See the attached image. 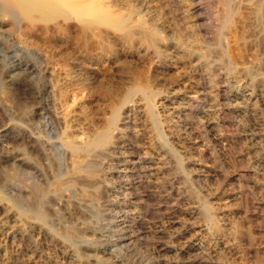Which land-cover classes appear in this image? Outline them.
<instances>
[{"label":"rangeland","instance_id":"rangeland-1","mask_svg":"<svg viewBox=\"0 0 264 264\" xmlns=\"http://www.w3.org/2000/svg\"><path fill=\"white\" fill-rule=\"evenodd\" d=\"M34 1L35 5L36 2L41 6L45 5L46 12L45 8L40 10L42 13L39 10L37 12V9L36 11L31 9L30 11L33 12L31 14L26 9H24L25 12L21 11L22 9L11 12L5 0H0V150L2 151H0V166L8 170L15 165L19 172L14 185H5L0 170V220H2L0 224V264H15L17 260L26 259L30 251L37 254L28 262L29 264L31 262V264H96L97 261L88 256L91 249L96 250L100 254H97L98 257L103 258L106 264H165L170 261L174 263L176 259L178 262L183 261L182 264H195V262L196 264H264V106L259 97L254 94V97L247 100L229 99L223 102L217 101L213 94L212 96L207 95L200 102L197 112L191 116H194L193 120L190 115L181 112V106L186 96L194 94L202 86L200 71L195 67V59L188 60L179 55H171L169 66L163 65L159 69L154 67L151 70L142 60L114 39L110 41L111 56L109 58L104 50H101L103 48L97 46V38L87 26L88 23H94L96 26L100 24V26L111 29V25L128 11V7L137 4L136 0H115V3L114 0H111L112 2L109 0ZM116 3L120 5L119 8ZM123 3L124 9L120 8ZM204 4H206L204 5L206 11L202 17H204V23L205 21L207 23L204 24L206 27L203 25L205 34L207 30L213 29L216 22L215 17L219 15L220 8L216 0H207ZM107 6H109L108 9ZM154 9L153 16L157 25L164 26L163 28L171 35L177 34L175 36H178V30L172 26L169 15L163 14L156 7ZM47 11L48 16H46ZM43 13L46 14L43 15ZM210 15L212 16L209 19ZM105 20L108 24L104 23ZM237 20L238 17H235L234 25L231 26L236 28ZM191 32V43L192 39L198 38L199 47L204 49L213 47V44L202 37L197 29L194 28ZM58 34L64 37L61 39ZM230 41L225 42V47L236 55V49ZM193 46L195 47V44ZM21 60L33 64L35 68L37 67L36 71L16 69L15 64ZM143 77L145 80L142 81ZM241 79L239 81L232 76L227 78L224 86L227 87L228 94H235L238 90L240 91L241 85L250 84V81L244 83ZM144 81L152 87L150 96H144L139 92L129 93L135 84ZM23 82L30 84V89L26 92L23 89ZM249 86L253 91L255 90L253 85ZM254 93L258 92L255 90ZM115 111L120 119L127 115L128 122L124 127L112 128L111 140L125 141L123 145L121 143L118 145L116 154L101 157L105 163L100 171L106 168L103 170L104 173L99 172L100 176L106 178L103 184L95 188L88 187V185L65 187L60 200L55 204L49 199L48 192L51 194L57 182L65 184L68 177L74 174L73 169H70L72 168L70 167L71 159L67 157L74 156L73 158H77L75 160L78 161L85 157L83 152L74 153L73 156L67 154L62 142L75 141L80 137L83 141L92 139L100 132L99 129L104 130L108 126ZM62 116L66 117L62 118ZM258 116L260 119L257 118ZM190 121L197 123L196 126H191ZM7 124L8 126L14 124L26 127L25 129H28L31 135L39 138L43 146L44 157L36 150L28 149L24 142L13 143L9 137H6L3 128ZM216 133H222L234 141L237 140L238 145L235 144L233 147L224 145L225 141L219 140ZM7 146L13 149L10 154L12 157L9 159L5 158L6 153L2 149ZM22 147L39 162L44 172L43 176L17 161L19 159L17 150ZM167 147L176 151V155L173 158L170 157L172 162L169 161V163L166 157ZM131 153L144 160L142 159L139 166L133 165L128 172L126 167L130 165L128 162ZM142 153L148 154L143 155ZM176 163L180 167L182 165L181 171H174ZM172 170L177 172V175ZM244 173L247 174L244 175ZM66 175L69 176L66 177ZM157 175L158 177H155ZM163 184H166L164 189ZM239 191H242L243 195ZM93 196L95 198L97 196L96 201ZM82 199L89 200L86 202L87 205L79 204L83 202ZM5 211L8 215L7 212L3 213ZM40 211L44 213V218L40 217ZM17 221H20V224ZM25 231H28L27 234ZM72 234L74 236L71 237ZM127 236H130V239ZM197 241L201 243L203 252L201 251L195 257L191 249L193 243ZM104 262L101 264H105Z\"/></svg>","mask_w":264,"mask_h":264},{"label":"bare ground","instance_id":"bare-ground-1","mask_svg":"<svg viewBox=\"0 0 264 264\" xmlns=\"http://www.w3.org/2000/svg\"><path fill=\"white\" fill-rule=\"evenodd\" d=\"M2 1V0H1ZM39 2L41 0H38ZM108 1V0H107ZM111 1V0H109ZM120 1V0H119ZM135 1V0H134ZM205 1L207 0H136L137 4L135 6V4L131 7H126L128 9V11L124 14H122V16H120L118 18V20L111 25V29L108 27H103L100 26H96L94 25V23H86L87 26L90 27V30L93 31L94 35L97 38L96 44L98 47H101L105 52V55L107 57L110 58L111 56V50H110V41L111 39H114L115 41L119 42L120 45L122 44L123 46H125L133 55L137 56V58L139 60H142L147 66H149V68L153 69L155 68H160L163 65H168L169 66V60H171L170 56L171 55H179L180 57H183L185 59L191 60V59H195L194 61H196V66L197 69L200 71V76L202 79V86L201 88L196 91L194 94L192 95H188L185 98V101L183 102V105L181 106V112H185L186 115H190V117L192 115H194L197 111V108L199 107V104L201 101H203L202 99L206 98L207 95H211L213 94V96H215L217 101H223L225 102L226 100L229 99H243V100H247L250 99L251 97H254V94L256 96L259 97L260 101L263 102V106H264V0H216L217 1V6H219L218 8H220V13L219 15H217V17H215V25L214 27H210L212 30L210 31H206V33L204 34L203 30V25L206 23H204V17L203 13L205 10V6L206 4ZM210 1V0H208ZM6 2V6L8 7L9 11L13 12L15 10H21L23 12H25L24 9H26L27 11L31 13L30 10L33 9H37V12L39 10L40 13H42L40 10H42L43 8H45L44 6H41V4H39L38 2H36L35 5V1L34 0H5ZM44 2V0H43ZM43 2L42 5H43ZM112 2V1H111ZM128 2V1H127ZM213 2V1H212ZM210 2V3H212ZM38 3V4H37ZM110 3V2H108ZM115 3V0H114ZM119 3V2H118ZM125 3V2H124ZM124 3L122 5L123 8L124 7ZM131 3V2H130ZM3 4L4 1H3ZM46 4V3H45ZM117 4V3H116ZM110 5V4H109ZM118 5V4H117ZM130 5V4H129ZM211 5V4H210ZM120 5H118L117 7L119 8ZM127 6V5H126ZM208 6V5H207ZM216 6V7H217ZM109 6H107L108 9ZM115 7V6H113ZM154 7L158 8L160 10V12H162L163 14L166 13L167 15H169V20L172 23V26L175 27L178 30L179 35L175 36L177 34H175L173 36V34L171 35L170 32L168 33L167 30L163 27H159L156 23V20L154 18V14L153 11L155 10ZM214 7V6H213ZM125 8V9H126ZM124 9V8H123ZM46 12V8L44 9ZM217 10V9H215ZM20 11V12H21ZM36 11V10H35ZM112 11V10H111ZM116 11V9L114 10ZM108 12V11H107ZM110 12V11H109ZM159 13V11H157ZM208 12V11H207ZM211 12V11H210ZM28 13V12H27ZM35 13V12H34ZM111 13V12H110ZM115 13V12H114ZM206 13V12H205ZM217 13V12H216ZM14 14V13H13ZM46 14V13H45ZM43 13V15H45ZM120 14V13H119ZM156 14V12H155ZM160 14V13H159ZM165 14V15H166ZM210 14V13H209ZM42 15V16H43ZM48 11L46 16H48ZM107 15V14H106ZM216 15V14H215ZM32 16V15H29ZM208 16V15H207ZM212 15H210V17H208L209 19L211 18ZM214 16V15H213ZM110 17V16H109ZM158 17V15H157ZM156 17V19H157ZM235 17H238V26L235 28L231 25H234L233 20L235 19ZM47 18V17H46ZM50 18V17H49ZM48 18V19H49ZM108 18V17H106ZM162 18V17H161ZM160 18V19H161ZM45 19V18H44ZM47 19V21H48ZM111 19V18H110ZM109 19V21H110ZM116 19V17H115ZM166 19V18H165ZM213 19V18H212ZM211 19V20H212ZM158 20V19H157ZM206 20V19H205ZM108 21V22H109ZM115 21V20H114ZM159 21V20H158ZM157 21V22H158ZM208 21V20H207ZM210 21V20H209ZM91 22V21H90ZM107 20H105V24ZM112 22V19H111ZM110 22V23H111ZM166 22H169L166 20ZM233 22V24H232ZM98 23V22H97ZM109 23V24H110ZM113 23V22H112ZM111 23V24H112ZM189 23V24H187ZM211 23V22H209ZM208 23V24H209ZM166 24V23H165ZM207 24V23H206ZM205 24V25H206ZM164 25V24H163ZM171 25V24H170ZM204 25V26H205ZM211 25V24H210ZM236 25V24H235ZM86 26V27H87ZM107 26V25H106ZM161 26V24H160ZM169 26V25H168ZM208 26V25H207ZM206 27V26H205ZM233 27V28H232ZM167 28V27H166ZM195 28V30L197 29L199 31V34L206 38L210 44H213L212 48H201L200 46V40L197 39H192V43H191V31ZM56 29V28H55ZM171 29V28H170ZM174 29V28H173ZM51 30V29H50ZM88 30V29H87ZM175 30V29H174ZM191 30V31H190ZM55 31V30H54ZM173 31V30H171ZM89 33V31H87ZM175 32V31H174ZM196 32V31H195ZM193 32V33H195ZM47 33V32H46ZM177 33V31H176ZM53 34V33H52ZM51 34V35H52ZM91 34V32L89 33ZM197 34V33H196ZM196 34H194L195 38H196ZM92 35V34H91ZM198 35V34H197ZM59 38H63L64 36L61 34H58ZM230 41L231 43H233L232 45H234L235 49H236V55H234L230 50L227 49V47H225V42L226 41ZM52 43V42H51ZM195 44V47L193 46ZM193 44V45H192ZM207 44V43H205ZM199 45V46H198ZM95 46V45H94ZM202 46V44H201ZM205 47V46H204ZM113 49V48H112ZM230 49V48H229ZM126 50V49H125ZM254 52L252 55L251 53ZM235 52V51H234ZM251 52V53H250ZM114 53V52H113ZM104 55V54H103ZM178 57V56H177ZM180 59V58H178ZM111 60V59H110ZM117 62V61H116ZM177 62V61H176ZM192 62V61H191ZM190 63V62H188ZM177 64V63H176ZM178 65V64H177ZM184 65V64H183ZM191 66V64H189ZM144 66V65H143ZM176 66V65H175ZM16 69H28L32 72L36 71V68L33 64L29 63V62H24V61H17V63L15 64ZM178 67V66H177ZM182 67V66H181ZM142 68V67H141ZM164 68V67H163ZM190 68V67H189ZM151 69V70H152ZM164 70V69H163ZM181 70V69H180ZM146 71H149L146 69ZM176 71V69H175ZM192 71V69H191ZM131 72V71H130ZM150 72V71H149ZM174 72V71H173ZM179 72V71H178ZM135 73V72H134ZM140 73V72H139ZM125 74V73H124ZM154 74V73H153ZM196 74V73H195ZM136 75V73H135ZM141 75V74H140ZM145 75V74H144ZM243 75V76H242ZM78 76V75H77ZM152 76V75H151ZM197 76V75H196ZM232 76L233 78L235 77L236 79H241V81L243 80L244 83H246L245 81H250V84L253 85L255 87V90L258 93H254L253 89L250 88V84H244L241 85L240 91L238 90L237 93L235 94H228V91L225 88V81H227V78ZM135 77V76H134ZM149 77V76H148ZM147 77V78H148ZM176 77V76H175ZM198 77V76H197ZM196 77V78H197ZM136 78V77H135ZM155 78V77H154ZM158 78V77H157ZM138 79V76H137ZM25 80V79H24ZM145 80L144 77L142 79V81ZM147 80V79H146ZM149 80V78H148ZM148 80L146 82H148ZM160 80V79H159ZM199 80V78H198ZM23 81V80H22ZM139 81V80H138ZM177 81V80H176ZM198 82V81H197ZM229 83V82H228ZM236 83V82H235ZM242 83V82H241ZM248 83V82H247ZM197 84V83H196ZM200 84V83H199ZM243 84V83H242ZM18 85V83H17ZM23 89L24 91H28L30 89V84L28 82H23ZM152 85V84H151ZM150 85V86H151ZM227 85V83H226ZM229 85V84H228ZM235 85V84H234ZM19 86V85H18ZM134 86V85H133ZM197 86V85H196ZM132 87V86H131ZM195 87V86H194ZM235 87V86H234ZM252 87V86H251ZM34 88V86H33ZM150 88L148 86V83L145 84V81L142 83H138L137 85L135 84L134 87L131 88L130 90V94L133 93H142L144 96L147 95H151L150 92ZM231 88V87H230ZM22 89V90H23ZM36 90V89H35ZM194 91V90H193ZM235 91V90H234ZM185 92V91H184ZM34 93V92H33ZM128 93V92H127ZM153 93L156 94V92L153 90ZM189 93V92H187ZM191 93V92H190ZM234 93V92H233ZM26 94V93H25ZM30 94V93H29ZM158 94V93H157ZM127 95V94H126ZM176 95V94H175ZM178 95V94H177ZM185 95V94H184ZM10 96V95H9ZM25 96V95H24ZM27 96V95H26ZM132 98V97H131ZM142 98V97H141ZM150 98V97H149ZM148 98V99H149ZM182 98V97H181ZM214 98V97H213ZM33 99V98H32ZM147 99V98H145ZM140 100V99H139ZM212 100V99H211ZM31 101V100H30ZM215 101V102H217ZM258 101V100H257ZM210 102V100H209ZM214 102V101H212ZM236 102V101H235ZM240 102V101H239ZM245 102V101H244ZM254 102H256L254 100ZM76 103V102H75ZM150 104V103H149ZM171 104V103H169ZM176 105V103H174ZM256 104V103H255ZM23 105V104H21ZM121 105V104H120ZM119 105V106H120ZM179 105V104H178ZM211 105V104H210ZM209 105V106H210ZM230 105V104H229ZM233 105V103H232ZM231 105V106H232ZM247 105V104H246ZM253 105V104H252ZM8 106V105H7ZM25 106V105H24ZM28 106V105H27ZM30 106V105H29ZM72 106V105H71ZM118 106V107H119ZM149 106V105H148ZM216 106V105H215ZM218 106V105H217ZM220 106V105H219ZM234 106V105H233ZM240 106V104L238 105ZM244 106V105H243ZM260 106V105H259ZM131 107V106H130ZM207 107V106H206ZM205 107V108H206ZM221 107V106H220ZM208 108V107H207ZM237 108V107H236ZM235 108V109H236ZM245 108V107H244ZM264 108V107H263ZM36 109V108H35ZM123 109V107H122ZM129 109V108H128ZM134 109V108H133ZM179 109V108H178ZM214 109V108H213ZM217 109V108H216ZM250 109V108H249ZM247 109V110H249ZM39 110V109H38ZM118 110V109H117ZM116 110V111H117ZM211 110V109H210ZM219 110V108H218ZM232 110V109H231ZM246 110V109H245ZM246 110V111H247ZM262 110V109H261ZM50 111V110H49ZM115 111V113L113 114L111 120L109 121L108 126L103 130L102 128L99 129L100 132H98L92 139L90 140H85L83 141V139L80 137L78 138V136H76L78 139H76L75 141H63V145L66 148V151L68 152L67 154H70L71 156H73L74 153L77 152H83L85 155L84 158H82L81 161L75 160L77 158H71L70 156L67 157L68 159L70 158L71 161V166L73 169L72 171H74L72 176H67L68 179L66 180L65 184L63 183H58L59 185L54 186L55 188H53L51 190V194L50 192L48 197L51 201H53L55 204L58 203V201L61 198V193L63 191V189L66 188H74V187H78V186H85L88 185L91 187H97L99 184H101L105 179L100 176L99 172H103V170L105 169H101L102 171H100V168L102 166H104L103 164V159H101L102 156H112L113 153H115V151L118 149V145L121 143V145H123L125 140L120 141L119 139H117L116 141H112L111 140V136L112 135V128H116L119 126H126L127 125V115H125L123 118H119L117 112ZM133 111V110H132ZM154 111V110H153ZM177 111V110H176ZM251 111V110H250ZM41 112V111H40ZM136 112V111H135ZM134 112V114H135ZM179 112V111H178ZM177 112V113H178ZM207 112V111H206ZM218 112V111H217ZM263 112V111H262ZM29 113V112H28ZM32 113V111L30 112ZM38 113V112H37ZM50 113H52L50 111ZM240 113V112H239ZM245 113V112H244ZM257 113V112H256ZM260 113V112H259ZM56 114V113H55ZM203 114V112H202ZM205 114V113H204ZM234 114V113H233ZM59 115V114H58ZM136 115V114H135ZM150 115H152L150 113ZM155 115V114H154ZM211 115V114H210ZM209 115V116H210ZM224 115V114H223ZM226 115V114H225ZM231 115V114H229ZM235 115V114H234ZM244 115V114H243ZM246 115V114H245ZM251 115V114H250ZM253 115V114H252ZM256 115V114H255ZM263 115V113H262ZM27 116V115H26ZM40 116V115H39ZM53 116V113H52ZM202 116V115H201ZM208 116V117H209ZM218 116V114H217ZM248 116V115H247ZM66 116H62V118H65ZM187 117V116H186ZM189 117V116H188ZM194 117V116H193ZM193 117H191L193 119ZM204 117V116H203ZM221 117V116H220ZM253 117V116H252ZM251 117V118H252ZM57 118V117H56ZM61 118V119H62ZM135 118V117H134ZM155 118V117H154ZM218 118V117H216ZM223 118V117H222ZM254 118V117H253ZM259 118V116L257 117ZM263 118V117H262ZM29 119V118H26ZM60 119V118H59ZM189 119V118H188ZM207 119V118H206ZM213 119V118H211ZM235 119V118H234ZM260 119V118H259ZM55 120V118H54ZM65 120V119H63ZM136 120V119H135ZM151 120V118H150ZM180 120V118H179ZM194 120V119H193ZM202 120V119H201ZM210 120V119H209ZM214 120V119H213ZM236 120V119H235ZM30 121V119L28 120ZM152 121H154V119H152ZM196 122L199 120H195ZM215 121V120H214ZM219 121V120H218ZM223 121V120H222ZM221 121V122H222ZM231 121V120H230ZM257 121V120H256ZM59 122L64 123L62 120H59ZM58 122V123H59ZM135 122V121H132ZM192 122V121H190ZM207 122V121H206ZM213 122V121H211ZM226 122V121H225ZM237 122V121H236ZM258 122V121H257ZM264 122V121H263ZM9 123V122H8ZM137 123V122H136ZM149 123V122H148ZM153 123V122H152ZM155 123V122H154ZM157 123V122H156ZM186 123V122H185ZM18 124V123H17ZM65 124V123H64ZM190 124V123H189ZM197 123L192 122L191 126H196ZM222 124V123H221ZM220 124V125H221ZM226 124V123H225ZM229 124V123H228ZM201 125V123H200ZM203 125V124H202ZM213 125V124H212ZM219 125V126H220ZM232 125V124H230ZM235 125V124H234ZM239 125V124H238ZM264 125V124H263ZM23 126V125H22ZM134 126V125H133ZM190 126V127H191ZM218 126V125H217ZM218 126V127H219ZM132 127V126H131ZM136 127V126H135ZM154 127V126H153ZM189 127V126H188ZM26 128V127H25ZM25 128L19 126V125H10L8 126L5 125L3 128V133L6 137H9L11 139V141L13 143H17L19 141L24 142L27 146L28 149H32V150H36L40 155H42V157H44V153H43V146L41 145V141L39 138L33 136L30 134V132H28V129L26 130ZM134 128V127H133ZM143 128V127H142ZM141 128V129H142ZM215 128V127H214ZM233 128V127H232ZM241 128V127H240ZM136 129V128H135ZM140 129V128H139ZM203 129V128H202ZM219 129V128H218ZM222 129V126H221ZM2 130V129H1ZM30 130V129H29ZM102 130V131H101ZM130 130V129H129ZM212 130V129H211ZM215 130V129H214ZM220 130V129H219ZM231 130V129H230ZM207 131V130H206ZM210 131V130H209ZM224 131V130H223ZM244 131V130H243ZM130 132V131H128ZM204 132V131H203ZM215 132V131H214ZM220 132V131H219ZM236 132V131H235ZM33 133V132H32ZM126 133V132H125ZM207 133V132H206ZM226 133V132H225ZM229 133V132H228ZM242 133V132H241ZM132 134V132H131ZM136 134V133H135ZM161 134V133H160ZM201 134V133H200ZM219 140L221 141H225L224 145H228L229 147H233L235 144H237V140L234 141L232 139H230L227 135L222 134V133H216ZM234 134V132H233ZM237 134V133H236ZM235 134V135H236ZM239 134V132H238ZM36 135V134H35ZM138 135V134H137ZM204 135V134H203ZM79 136H83V135H79ZM92 136V135H91ZM90 136V137H91ZM161 137V136H160ZM216 137V136H214ZM235 137V136H234ZM63 138V137H62ZM66 138V136H65ZM68 138V137H67ZM66 138V139H67ZM83 138H85V136H83ZM89 139V137H87ZM114 138V137H112ZM199 138V137H198ZM236 138V137H235ZM69 139V138H68ZM82 139V140H81ZM133 139V138H132ZM207 139V137H206ZM240 139V138H238ZM62 140V139H61ZM64 140V139H63ZM204 140V139H203ZM131 142V139L129 140ZM134 141V140H133ZM218 141V140H217ZM61 142V141H60ZM58 142V143H60ZM166 142V141H165ZM9 143V142H8ZM132 143V142H131ZM135 143V142H134ZM139 143V142H138ZM209 143V142H208ZM219 143V142H218ZM240 143V142H239ZM11 144V142H10ZM61 144V143H60ZM162 144V143H161ZM222 144V143H221ZM242 144H243V140H242ZM8 145V144H7ZM62 145V146H63ZM165 145V144H164ZM167 145V144H166ZM165 145V146H166ZM238 145V144H237ZM241 145V144H240ZM1 146V145H0ZM61 146V145H60ZM141 146V145H140ZM168 146V145H167ZM170 146V145H169ZM172 146V145H171ZM126 147V146H125ZM142 147V146H141ZM164 147V146H163ZM174 147V146H173ZM240 147V146H239ZM13 148V147H12ZM46 148V147H45ZM138 148V147H137ZM242 148V147H240ZM3 151L6 153L4 156L5 158L9 159L10 157H12V155H10L13 151V149L9 148L7 146L6 147H2ZM135 149V148H133ZM140 149V148H139ZM143 149V148H142ZM233 149V148H232ZM235 149V148H234ZM132 150V149H131ZM136 150V149H135ZM166 150V149H165ZM236 150V149H235ZM1 151V150H0ZM18 153L19 155V159L17 161H20L22 164L27 165L30 169H32L33 171H35L36 173L40 174L41 176H43V170L42 167L39 165V162H37L34 157L31 156L30 152L28 150H26L24 147L22 148H18ZM124 151V150H123ZM128 151V150H127ZM130 151V150H129ZM128 151V152H129ZM140 151V150H139ZM144 151V150H143ZM2 152V151H1ZM119 152V151H118ZM163 152V151H162ZM65 153V152H64ZM135 153V151L133 152V154ZM137 153V151H136ZM140 153V152H139ZM178 153V152H177ZM56 154V153H55ZM66 154V155H67ZM116 154V153H115ZM125 154V152H124ZM132 154V153H131ZM130 155V161L128 162V165L126 167V170L129 172L130 168H132L133 165H138L139 163H141V161L144 160V158L142 157H137L135 155ZM138 154V153H137ZM143 154V153H142ZM145 154V153H144ZM143 154V155H144ZM148 154V153H146ZM145 154V155H146ZM161 154V153H160ZM165 154V153H164ZM167 162L169 163L172 162L171 158H173L176 155V151L172 148L167 147ZM1 155V154H0ZM35 155V154H34ZM126 155V154H125ZM182 155V154H181ZM36 156V155H35ZM38 156V155H37ZM47 156H49V154H47ZM65 156V155H63ZM117 156V155H116ZM119 156V155H118ZM163 156V155H162ZM78 157V156H77ZM115 157V156H114ZM124 157V156H123ZM150 157V156H148ZM159 157V156H158ZM165 157V159H166ZM171 157V158H170ZM40 158V157H39ZM47 158V157H46ZM55 158V157H53ZM107 159V157H105ZM121 158V156H120ZM127 158V157H126ZM161 158V157H160ZM164 158V157H162ZM177 158V156H176ZM45 159V158H44ZM52 159V158H51ZM119 159V158H118ZM125 159V158H124ZM143 159V160H142ZM1 160V159H0ZM54 160V159H52ZM174 160V159H173ZM176 160V159H175ZM182 161V159H180ZM14 161V160H13ZM39 161V160H38ZM45 161V160H44ZM166 161V160H165ZM164 161V162H165ZM7 162V161H6ZM19 162V163H20ZM57 162V161H56ZM48 160L46 162V166H47ZM65 163V162H64ZM126 163V162H125ZM4 164V163H3ZM45 164V163H44ZM124 164V163H123ZM151 164V163H150ZM166 164V163H165ZM164 164V165H165ZM50 165V164H48ZM109 165V164H108ZM125 165V164H124ZM148 165V164H147ZM163 165V166H164ZM171 165V164H170ZM173 165V164H172ZM175 165V164H174ZM53 166V165H52ZM107 166V165H106ZM139 166V165H138ZM142 166V165H141ZM160 166V165H159ZM184 166V165H183ZM3 167V166H2ZM108 167V166H107ZM152 167V166H151ZM170 167V166H169ZM182 167V165H181ZM180 165H175V169L174 171H181L180 170ZM48 168V166H47ZM7 169V168H6ZM120 169V168H119ZM125 169V168H124ZM129 169V170H128ZM139 169V168H138ZM0 170L1 173L3 175L4 178V184L5 185H14L15 181L17 179V176H19V172L17 170V167L15 165H12V167L8 170H4L1 168L0 166ZM50 170V169H49ZM55 170V169H53ZM108 170V169H107ZM117 170V169H116ZM146 170V169H145ZM171 170V169H170ZM248 170V168H247ZM246 170V171H247ZM52 171V170H51ZM56 171V170H55ZM70 171V170H69ZM68 171V172H69ZM109 171H111V169L109 168ZM115 171V170H114ZM122 171V170H121ZM126 171V172H127ZM156 171V169L154 170ZM159 171V170H158ZM166 171V170H165ZM173 171V170H172ZM173 171V172H174ZM251 171V170H250ZM249 171V173H250ZM57 172V171H56ZM125 172V171H124ZM139 172V171H138ZM163 172V171H162ZM171 172V171H169ZM35 173V174H36ZM55 173V172H54ZM64 173V172H63ZM104 173V172H103ZM119 173V172H118ZM149 173V172H148ZM154 173V172H153ZM175 173V172H174ZM177 173V172H176ZM175 173V174H176ZM240 173V172H239ZM48 174V173H47ZM50 174V171H49ZM52 174V173H51ZM69 174V173H68ZM146 174V173H145ZM157 174V173H156ZM170 174V173H169ZM172 174V173H171ZM190 174V173H189ZM242 174V173H241ZM247 173H244V175H246ZM37 175V174H36ZM45 175V174H44ZM103 175V174H102ZM105 175V174H104ZM121 175V174H120ZM127 175V174H126ZM137 175V174H136ZM165 175V174H164ZM177 175V174H176ZM179 175V174H178ZM182 175V174H181ZM239 175V174H238ZM242 175V176H244ZM122 176V175H121ZM50 177V176H49ZM118 177V176H117ZM141 177V176H140ZM155 177H158L155 176ZM167 177V176H166ZM245 177V176H244ZM52 178V176H51ZM64 178V177H61ZM163 178V177H162ZM177 178V177H176ZM181 178V177H180ZM178 178V179H180ZM184 178H186L184 176ZM193 178V177H192ZM247 178V177H245ZM56 179V177L54 178ZM66 179V178H64ZM147 179V178H146ZM158 179V178H157ZM243 179V178H241ZM44 180V179H43ZM46 180V179H45ZM51 180V179H50ZM156 180V179H155ZM162 180V179H161ZM183 180V179H182ZM240 180V179H239ZM54 181V180H53ZM64 181V180H63ZM149 181V180H148ZM160 181V180H158ZM165 181V180H164ZM188 181V180H187ZM241 181V180H240ZM43 182V181H42ZM143 182V181H142ZM257 182V181H256ZM53 183V182H52ZM55 183V182H54ZM106 183V181H105ZM110 183V182H109ZM140 183V182H139ZM145 183V180H144ZM149 183V182H148ZM152 183V182H151ZM163 183V182H162ZM169 183V182H168ZM177 183V181H176ZM181 183V182H180ZM178 183V184H180ZM239 183V182H238ZM247 183V182H246ZM245 183V184H246ZM103 184V183H102ZM147 184V183H146ZM160 184V183H159ZM183 184V183H182ZM17 185V184H16ZM48 185V184H47ZM153 185V184H152ZM156 185V184H155ZM168 185V184H167ZM239 185V184H238ZM237 185V186H238ZM50 186V185H49ZM102 186V185H101ZM141 186V185H140ZM145 186V185H144ZM148 186V185H147ZM233 186V185H232ZM249 186V185H248ZM10 187V186H9ZM16 187V186H15ZM40 187V186H39ZM42 187V186H41ZM45 187V186H44ZM52 187V186H51ZM150 187V186H149ZM175 187V186H174ZM186 187V186H185ZM235 187V186H234ZM239 187V186H238ZM242 187V186H241ZM100 188V187H99ZM108 188V187H107ZM138 188V187H137ZM141 188V187H140ZM148 188V187H147ZM156 188V187H155ZM162 188H166V184L162 185ZM170 188V187H169ZM249 188V187H248ZM24 189V188H23ZM39 189V188H38ZM36 189V190H38ZM85 189V188H83ZM234 189V188H233ZM238 189V188H237ZM240 189V188H239ZM26 190V189H25ZM152 190V189H150ZM161 190V189H160ZM170 190V189H169ZM188 190V189H187ZM232 190V189H231ZM19 191V190H18ZM30 191V190H29ZM72 191V190H71ZM139 191V190H138ZM137 191V192H138ZM163 191V190H162ZM236 191V188H235ZM249 191V190H248ZM28 192V191H27ZM38 192V191H37ZM40 192V191H39ZM67 192V191H66ZM83 192V191H82ZM87 192V191H86ZM134 192V191H133ZM151 192V191H150ZM156 192V191H155ZM154 192V193H155ZM167 192V191H166ZM173 192V191H172ZM171 192V193H172ZM232 192V191H231ZM238 192V191H237ZM236 192V193H237ZM242 194V191H239ZM26 193V192H25ZM32 193V192H31ZM42 193V192H41ZM69 193V192H68ZM148 193V192H147ZM248 193V192H247ZM27 194V193H26ZM67 195V193H64ZM92 194V193H90ZM137 194V193H136ZM142 194V193H141ZM168 194V193H167ZM184 194V193H182ZM232 194V193H231ZM240 194V195H241ZM246 194V193H244ZM251 194V193H249ZM248 194V195H249ZM30 195V194H28ZM34 195V194H33ZM40 195V194H39ZM63 195V194H62ZM148 195V194H147ZM177 195V194H176ZM197 195V194H195ZM238 195V193H237ZM243 195V194H242ZM79 196V195H78ZM92 196V195H91ZM152 196V195H151ZM168 196V195H167ZM234 196H236L234 194ZM246 196V195H245ZM253 196V195H252ZM27 197V196H26ZM34 197V196H33ZM66 197V196H65ZM68 197V196H67ZM99 197V195H98ZM147 197V196H146ZM145 197V198H146ZM165 197V196H164ZM178 197V196H177ZM183 197V195H182ZM70 198V197H68ZM82 198V197H81ZM83 198H87V197H83ZM92 198V197H90ZM94 201H96V198L93 196ZM139 198V197H138ZM158 198V197H157ZM162 198V197H161ZM160 198V199H161ZM174 198V197H173ZM184 198V197H183ZM187 198V196H186ZM234 198V197H233ZM244 198V197H243ZM66 199V198H65ZM74 199V198H73ZM72 199V200H73ZM89 199V198H88ZM125 199V198H124ZM159 199V198H158ZM172 199V198H171ZM180 199V198H178ZM198 199V198H197ZM196 199V200H197ZM200 199V198H199ZM242 199V198H240ZM31 201H33L32 199H30ZM35 200V199H34ZM75 200V199H74ZM83 200V199H82ZM91 200V199H90ZM150 200V199H149ZM148 200V201H149ZM154 200V199H153ZM163 200V199H162ZM238 200V199H237ZM87 201L86 200L81 203H79L80 205H87ZM152 201V200H151ZM201 201V200H200ZM50 202V201H49ZM61 202V201H60ZM76 204H78L77 201H74ZM93 202V201H92ZM155 202V201H154ZM165 202V200L163 201ZM162 202V203H163ZM171 202V201H170ZM196 202V201H195ZM237 202V201H236ZM242 202V201H241ZM33 203V202H32ZM41 203V202H40ZM39 203V204H40ZM95 203V202H94ZM127 203V202H126ZM169 203V202H168ZM172 203V202H171ZM174 203V202H173ZM182 203V201H181ZM36 204V203H35ZM38 204V205H39ZM50 204V203H48ZM140 204V203H139ZM160 204V203H159ZM176 204V203H175ZM199 204V202L197 203ZM41 205V204H40ZM65 205H67L65 203ZM64 205V206H65ZM144 205V204H143ZM166 205H167V200H166ZM3 206V205H2ZM60 206V205H59ZM69 206V205H68ZM75 206V205H74ZM90 206V205H88ZM157 206V205H155ZM169 206V205H168ZM176 206V205H175ZM41 207V206H40ZM39 207V209H40ZM67 207V206H65ZM64 207V208H65ZM71 207V206H70ZM81 207V206H80ZM78 207V208H80ZM144 207V206H143ZM158 207V206H157ZM177 207V206H176ZM199 207V206H197ZM196 207V208H197ZM204 207V206H202ZM206 207V206H205ZM5 208V207H4ZM140 208V207H139ZM154 209V208H153ZM164 209V208H163ZM162 209V210H163ZM166 209V208H165ZM194 209V208H193ZM201 209V208H200ZM68 210V209H67ZM140 210V209H139ZM145 210V208H144ZM150 210V208H149ZM159 210V209H157ZM195 210V209H194ZM54 211V209H53ZM60 211V210H59ZM148 211V210H146ZM168 211V210H167ZM177 211V209H176ZM181 211V210H180ZM192 211V210H191ZM203 211V210H202ZM205 211V210H204ZM7 211L3 212L6 213ZM37 212V211H36ZM39 212V211H38ZM52 212V211H51ZM56 212V211H54ZM53 212V214H54ZM84 212V210H83ZM86 212V211H85ZM160 212V211H159ZM170 212V211H169ZM175 212V211H174ZM195 212V211H194ZM200 212V211H199ZM216 212V211H215ZM1 213V214H3ZM201 213V212H200ZM205 213H207L205 211ZM204 213V214H205ZM57 214V213H56ZM148 214V212H147ZM163 214V213H162ZM170 214V213H169ZM174 214V213H172ZM177 214V213H176ZM198 214V212H197ZM211 214V213H209ZM208 214V215H209ZM8 215V212H7ZM6 215V216H7ZM11 215V214H10ZM58 215V214H57ZM141 215V214H140ZM86 216V215H84ZM195 216V215H194ZM198 216V215H197ZM8 217V216H7ZM40 217L44 218V213L42 211H40ZM135 217V216H134ZM210 217V216H209ZM11 218V217H10ZM17 218V217H16ZM140 218V217H139ZM138 218V219H139ZM177 218V217H176ZM5 219V218H4ZM136 219V218H135ZM197 219V218H195ZM204 219V218H203ZM44 220V219H43ZM132 220V219H131ZM148 220V219H147ZM189 220V219H188ZM2 220H0V224H1ZM10 223V221H9ZM15 223V221H14ZM18 224H20V221H17ZM137 223V221H136ZM204 223V221H203ZM29 224V223H28ZM31 224V221H30ZM183 224V223H182ZM37 226V224H35ZM4 226V225H2ZM10 226V225H9ZM30 226V225H29ZM32 226V225H31ZM87 226V225H86ZM85 226V227H86ZM133 226V225H132ZM89 227V225H88ZM202 227V226H201ZM14 228V227H13ZM18 229V227H16ZM22 228V226L20 227ZM31 228V227H30ZM33 228V227H32ZM35 228V227H34ZM7 229V228H6ZM83 229V227H82ZM13 230V229H12ZM23 230V229H21ZM25 230V229H24ZM35 230V229H34ZM70 230V229H69ZM74 230V229H72ZM76 230V229H75ZM79 230V229H77ZM84 230V229H83ZM89 230V229H88ZM92 230V229H91ZM3 231V229H2ZM15 231V230H14ZM29 231V230H28ZM28 231H25L28 232ZM12 232V231H11ZM81 232V231H79ZM183 232V231H181ZM8 233V232H7ZM10 233V232H9ZM22 233V232H21ZM42 233V232H41ZM68 233H70L68 231ZM27 234V233H26ZM66 234V233H65ZM71 234V233H70ZM76 234V233H75ZM176 234V233H175ZM174 234V236H175ZM7 235V234H6ZM25 235V234H24ZM133 235V234H132ZM259 235V234H258ZM74 236L73 234L71 235V237ZM78 236V235H77ZM198 236V235H197ZM261 236V234H260ZM7 237V236H6ZM11 237V236H10ZM17 237V236H16ZM23 237V236H22ZM130 239V236H127ZM256 237V236H255ZM12 238V237H11ZM67 238H68V234H67ZM126 238V237H125ZM196 238V237H195ZM194 238V239H195ZM203 238V237H202ZM25 239V238H24ZM69 239V238H68ZM82 239V237H81ZM197 239V238H196ZM258 239V237L256 238V240ZM263 239V238H262ZM261 239V240H262ZM26 240V239H25ZM24 240V241H25ZM89 240V239H88ZM185 240V239H184ZM19 241V240H18ZM72 241V240H71ZM85 241V240H84ZM87 241V240H86ZM90 241V240H89ZM132 241V240H131ZM254 242L257 243V241L253 240ZM15 242V241H14ZM17 242V241H16ZM20 242V241H19ZM26 242V241H25ZM78 242V241H77ZM260 244V241H258ZM29 243V242H28ZM34 243V242H33ZM86 243V242H85ZM13 244V243H12ZM22 244V243H21ZM89 244V243H88ZM192 244V243H191ZM15 245V244H14ZM23 245V244H22ZM66 245V244H65ZM93 245V243H92ZM208 245V244H207ZM261 245V244H260ZM38 246V245H37ZM96 246V245H95ZM94 246V247H95ZM18 247V246H17ZM21 247V246H20ZM19 247V248H20ZM184 247V246H183ZM29 248V246H28ZM84 248V247H83ZM87 248V247H86ZM189 248V247H188ZM202 245L201 243L194 242L192 245V252L194 253L195 257L198 256V254L202 251ZM38 249V248H37ZM66 249V248H65ZM74 249V248H73ZM98 249V248H97ZM167 249V248H166ZM211 249V248H210ZM251 249V248H250ZM71 250V248H70ZM86 250V249H85ZM186 250V249H183ZM72 251V250H71ZM187 251V250H186ZM25 252V251H22ZM67 252V251H66ZM78 252V251H77ZM88 254L89 258L94 259L97 263L101 264L104 262V260H102L100 257H98V254L96 250L91 249ZM249 252V251H248ZM29 253V252H28ZM63 253V252H62ZM69 253V252H67ZM190 253V251H189ZM37 254V253H36ZM34 251H30V253L28 254L26 259L23 260H17L15 264H27L29 261H31V259L36 256ZM70 254V253H69ZM74 254V251H73ZM98 254V255H97ZM204 254V253H203ZM68 255V254H67ZM78 255V253H77ZM208 255V254H207ZM206 255V256H207ZM2 256V255H1ZM17 256V255H16ZM21 256V255H20ZM63 256V255H62ZM76 256V255H75ZM86 256V255H85ZM192 256V254H191ZM18 257V256H17ZM22 257V256H21ZM70 257V256H69ZM68 257V258H69ZM102 257V256H101ZM187 257V256H186ZM185 257V258H186ZM194 257V256H193ZM190 257V258H193ZM200 257V256H199ZM198 257V258H199ZM210 257V256H209ZM208 257V258H209ZM20 258V257H19ZM66 258V257H65ZM189 258V259H190ZM201 258V257H200ZM62 259V258H61ZM90 259V260H91ZM108 259V258H106ZM188 259V258H187ZM186 259V260H187ZM197 259V258H196ZM210 259V258H209ZM213 259V258H212ZM7 260V259H6ZM9 260V258H8ZM64 260V259H62ZM78 260V258H77ZM170 260V259H169ZM191 260V259H190ZM10 261V260H9ZM37 261V260H36ZM106 261V260H105ZM167 261V260H166ZM177 261V259H176ZM174 262V263H170L172 261H170L169 263H165V264H182V262ZM181 261V260H180ZM194 261V260H193ZM207 261V260H206ZM67 262V261H66ZM164 262V261H163ZM192 262V261H191ZM8 263V261H7ZM10 263V262H9ZM32 263V262H31ZM30 263V264H31ZM34 263V262H33ZM105 263V262H104ZM107 263V262H106ZM105 263V264H106ZM193 263V262H192ZM6 264V263H5ZM29 264V263H28ZM63 264V263H62ZM196 264V262H195Z\"/></svg>","mask_w":264,"mask_h":264}]
</instances>
